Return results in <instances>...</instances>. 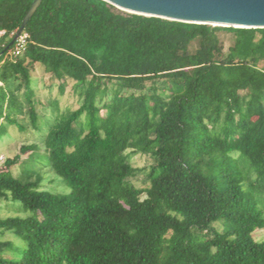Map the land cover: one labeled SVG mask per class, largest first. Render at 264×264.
<instances>
[{"label":"trees","instance_id":"obj_1","mask_svg":"<svg viewBox=\"0 0 264 264\" xmlns=\"http://www.w3.org/2000/svg\"><path fill=\"white\" fill-rule=\"evenodd\" d=\"M33 1L0 0V141L38 130L36 67L48 93L71 81L78 106L43 141L66 192L42 190L35 163L12 173L32 145L3 162L0 199L27 215L0 219L21 242L0 243V264H264V29L239 28L224 53L217 34L233 28L42 0L12 59ZM136 154L152 163L133 167Z\"/></svg>","mask_w":264,"mask_h":264},{"label":"rangeland","instance_id":"obj_2","mask_svg":"<svg viewBox=\"0 0 264 264\" xmlns=\"http://www.w3.org/2000/svg\"><path fill=\"white\" fill-rule=\"evenodd\" d=\"M127 13V12H126ZM228 32H218V38L222 41L224 47V53L227 52L229 46L233 44V37L235 33H239V28H233ZM257 49H259L264 57V33L257 37ZM260 66L264 68V61L260 63ZM50 74L44 72L40 67H36L32 74V83L37 87V96L43 103L42 106L37 108L39 115L38 130L32 129L27 126V130L24 133L18 132L15 128H9L8 134L0 141V169L3 162L7 158H13L19 153L21 145H32L30 151L21 155V162L12 168V173L18 176L25 163H35L39 169L41 176L40 188L42 190H48L52 192H66V187L63 186L60 179L50 170L45 163L43 157L45 156V150L43 141L49 127L55 121L58 114L63 113L66 110H74L78 106L77 97L72 92V82L70 81L66 87L65 93L62 96L58 95V89L55 86L51 89L50 93L46 88L49 82ZM140 89H144L142 84L138 86ZM49 97L58 101V112H56L49 103ZM27 124V123H26ZM28 125V124H27ZM129 162L133 167H145L152 163V160L144 155L136 154L129 157ZM131 182L137 186L142 187V176H138L131 180ZM23 213L21 206L18 202H12L9 200L0 199V219H5L13 216H26ZM256 240H264V230L256 231L254 233ZM12 242L14 254L21 247V242L12 235L10 232L2 231L0 229V243ZM10 256L9 250L5 249L6 258L14 259L15 255Z\"/></svg>","mask_w":264,"mask_h":264},{"label":"water","instance_id":"obj_3","mask_svg":"<svg viewBox=\"0 0 264 264\" xmlns=\"http://www.w3.org/2000/svg\"><path fill=\"white\" fill-rule=\"evenodd\" d=\"M42 0H34L11 44ZM118 10L145 17L221 28L264 29V0H102Z\"/></svg>","mask_w":264,"mask_h":264},{"label":"built area","instance_id":"obj_4","mask_svg":"<svg viewBox=\"0 0 264 264\" xmlns=\"http://www.w3.org/2000/svg\"><path fill=\"white\" fill-rule=\"evenodd\" d=\"M5 36H6V32L4 30H0V43ZM27 41H28L27 34L21 32L18 35L17 39L13 42V48L11 49L9 56L13 59L21 55L25 50Z\"/></svg>","mask_w":264,"mask_h":264}]
</instances>
